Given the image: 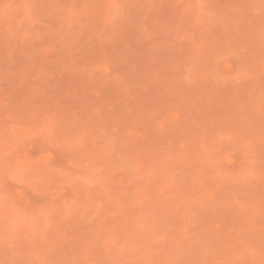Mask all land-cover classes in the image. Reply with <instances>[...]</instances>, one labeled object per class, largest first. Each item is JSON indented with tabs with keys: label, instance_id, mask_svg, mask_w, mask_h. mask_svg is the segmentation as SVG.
<instances>
[{
	"label": "rangeland",
	"instance_id": "374dc122",
	"mask_svg": "<svg viewBox=\"0 0 264 264\" xmlns=\"http://www.w3.org/2000/svg\"><path fill=\"white\" fill-rule=\"evenodd\" d=\"M0 264H264V0H0Z\"/></svg>",
	"mask_w": 264,
	"mask_h": 264
}]
</instances>
